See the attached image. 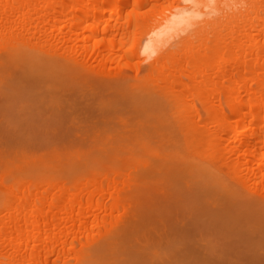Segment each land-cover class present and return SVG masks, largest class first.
<instances>
[{"label": "bare ground", "instance_id": "1", "mask_svg": "<svg viewBox=\"0 0 264 264\" xmlns=\"http://www.w3.org/2000/svg\"><path fill=\"white\" fill-rule=\"evenodd\" d=\"M15 72L91 92L102 116L139 115L135 147L264 207V0H0V82ZM56 160L0 164V264H124L146 249L128 168Z\"/></svg>", "mask_w": 264, "mask_h": 264}, {"label": "rangeland", "instance_id": "2", "mask_svg": "<svg viewBox=\"0 0 264 264\" xmlns=\"http://www.w3.org/2000/svg\"><path fill=\"white\" fill-rule=\"evenodd\" d=\"M13 76L0 82V164L28 172L46 154L61 159L49 165L69 162L78 173L93 162L128 168L133 213L151 240L146 249L135 242L124 264H264V207L238 189L212 187L180 161H155L135 147L147 133L139 115L121 112L124 124L102 116L91 92ZM126 138L131 143L121 148Z\"/></svg>", "mask_w": 264, "mask_h": 264}]
</instances>
